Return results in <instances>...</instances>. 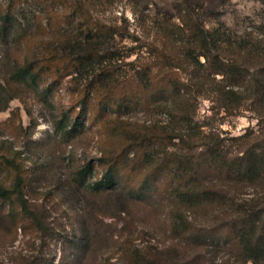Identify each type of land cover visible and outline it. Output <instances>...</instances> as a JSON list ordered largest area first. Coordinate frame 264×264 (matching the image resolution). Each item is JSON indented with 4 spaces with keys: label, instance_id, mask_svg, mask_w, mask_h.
I'll return each instance as SVG.
<instances>
[{
    "label": "rangeland",
    "instance_id": "rangeland-1",
    "mask_svg": "<svg viewBox=\"0 0 264 264\" xmlns=\"http://www.w3.org/2000/svg\"><path fill=\"white\" fill-rule=\"evenodd\" d=\"M86 2L90 4L96 21L115 30L113 36L100 39L87 37L72 14L58 28L51 30L46 25L41 1L18 0L13 14L22 31L7 43L0 42V153L8 161L6 168L0 171V186L11 188L15 174L21 175L24 179V198L31 209L37 210L49 228L56 232V237L44 235L28 224L25 218L24 221L19 218L12 222L8 217L9 205L0 200V264L79 263L77 252L67 247L62 238L79 234V217L89 203L95 202L81 191L74 190L72 177L87 163H94L97 169V159L102 152L119 150L123 134L128 129L151 123L179 131L184 128L180 122L181 112L184 111L186 116H191L193 133L200 135L203 132L214 139H222L225 149L231 154L236 153L245 141H236V138L247 135L253 139L263 129L264 102L257 108L252 103L248 78L231 80L237 85L228 86L230 80L221 76L206 77L203 86L194 88L188 85L190 95L183 96V92H180L165 105L155 103L148 108L124 107L118 101L113 104L109 101L100 103L102 95L96 89L100 86L90 85L91 80L105 69L111 71V80L114 81H122L132 75L133 69L126 63L134 60L137 54L129 53L149 42L159 44L165 28L172 32L173 46L179 54L188 49L194 60L198 48L195 39L186 31L184 22L190 25L197 21L215 30L228 44L226 55H231L240 47L256 45L263 39L257 32L262 28L264 30L262 2ZM7 5L8 0H0V8ZM187 8L190 13L188 19L184 13ZM182 44L185 46L181 47ZM93 48L98 53L74 74L61 76L60 72L55 80L43 76V80L35 84L18 82L13 75L18 68L39 63L51 51L60 54L67 50L74 56H80ZM144 49H139L138 54L142 57L147 56L143 53ZM198 61L202 63L203 58H198ZM246 63L251 67L258 62L251 59ZM179 78L186 81L184 73ZM177 149L175 145L166 150L155 147L151 159L157 160L166 152ZM131 157L132 154L126 156V161ZM161 177H158L159 184L164 182ZM197 183L202 185V179ZM245 192L234 195L238 200L254 196L260 202L264 201V187L255 191L246 189ZM117 198V207L125 209L124 199ZM166 200L171 208L166 207L153 215L150 226L140 224L126 227L123 235L109 242L94 260L84 258L81 264L119 263L120 250L126 239V246L132 248L169 249L173 254H179L183 244L171 233L170 222L184 221L187 217L188 221L202 227V203L196 205L186 198L179 199L175 191ZM96 202L100 210V201ZM103 220L110 222L108 218ZM123 224V220L119 221L118 229ZM215 258L216 264H237L224 251L219 250Z\"/></svg>",
    "mask_w": 264,
    "mask_h": 264
},
{
    "label": "trees",
    "instance_id": "trees-1",
    "mask_svg": "<svg viewBox=\"0 0 264 264\" xmlns=\"http://www.w3.org/2000/svg\"><path fill=\"white\" fill-rule=\"evenodd\" d=\"M39 1L44 5L46 25L51 30L58 28L72 14L87 37L100 39L115 33L93 18L86 0ZM258 1L264 4V0ZM16 2L18 0H8V5L0 8L2 43L19 36L22 31L13 14ZM184 13L187 19L190 18L188 8ZM196 22L190 25L184 22L198 48L194 60L188 49L179 54L173 46L172 32L165 28L159 44L149 42L129 53L137 54L134 60L126 63L133 69L132 75L114 81L111 71L105 69L91 80L90 85L100 86L96 88L102 95L100 103L118 101L124 107L142 108L155 103L165 105L180 92L183 96L190 95L188 85L198 88L203 86L206 77L221 76L230 80L228 86L237 85L231 80L248 78L252 103L257 108L264 102L263 28L257 31L263 39L256 45L240 47L226 55L228 44L215 30ZM141 48H145L143 53L147 56L138 54ZM97 53L95 48L80 56L67 50L60 54L51 51L39 63L18 68L13 75L23 84H35L43 80V76L55 80L60 72L61 76H66L79 71ZM200 57L202 63L198 61ZM251 59L258 63L250 67L246 60ZM181 73L186 76V81L179 78ZM185 116L186 112L182 111L180 122L184 128L179 131L151 123L128 129L119 150L102 152L97 159L98 170L94 163H87L72 177L74 190L95 202L89 203L79 217V234L62 238L67 247L77 252L80 264L84 258L94 260L109 242L123 235L126 227L150 226L153 215L166 207L171 208L166 198L171 197L173 191L179 199L186 198L196 205L202 203V227L188 221L187 217L184 221L170 222L171 233L183 244L179 254H173L169 249L132 248L126 246V239L117 264H216L219 250L227 252L237 264H264V201L260 202L254 196L238 200L234 195L246 193V189L255 191L264 187V125L256 138L249 139L247 135L236 138V141H245L236 153L231 154L222 139H214L203 132L200 135L193 133L191 116ZM171 145H175L177 151L166 152L157 160L151 159L155 147L166 150ZM129 154L132 157L126 161ZM7 162L0 153V171L6 168ZM161 175L164 182L159 184ZM201 179L202 185L197 183ZM23 186L24 179L19 174L13 177L11 188L0 186V200L9 205L8 217L12 222L25 218L44 235L56 237V232L43 221L40 213L31 209L24 198ZM117 197L124 199L125 209L117 207ZM96 201H100V210ZM121 220L124 224L118 229Z\"/></svg>",
    "mask_w": 264,
    "mask_h": 264
}]
</instances>
